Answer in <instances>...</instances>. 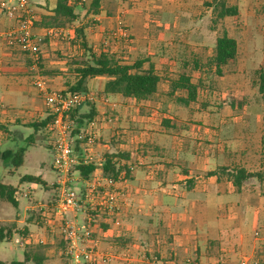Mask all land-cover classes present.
Here are the masks:
<instances>
[{
	"label": "crops",
	"instance_id": "crops-1",
	"mask_svg": "<svg viewBox=\"0 0 264 264\" xmlns=\"http://www.w3.org/2000/svg\"><path fill=\"white\" fill-rule=\"evenodd\" d=\"M119 1L102 0L99 14L86 17L80 25L77 23L82 19L65 28L69 38L61 41L47 35L48 29L37 25L35 34L41 42L38 69H35L32 57L27 52L18 46L7 45L4 35L12 28L13 21L0 11V141L9 138V133L20 132L17 126L49 131L48 109L34 84L36 77H43L48 86L56 90H67L77 80L65 59L54 61L50 52L62 50L68 56L77 49L76 54H81L83 51L79 47H71V40L74 29L89 19L95 21V25L86 29V35L89 44L97 51L102 39L107 37L105 33L116 28L119 14L124 11L132 30H129L132 39L128 40L130 46L126 45V53L135 60L144 59L145 68L152 65L162 82L157 94L140 102L105 94L109 80L106 76H98L87 82V91L93 92L95 99L78 107L76 133L93 129L97 135L96 143L88 152L79 147L77 149L81 160L89 156L90 164L95 165L88 179L93 176L106 178L102 167L108 154H120L122 157L117 159L118 165L128 171L127 175L126 171H121L118 176L123 191L122 209L110 217L102 214L99 217L101 229L94 230L93 237L99 241L100 252L111 254L110 260H99L96 264H209L215 261L212 254L217 251V246L226 256L224 251H227V247L246 249L249 243H252L253 253L243 257L241 264H264V236L252 239L249 231L251 226L259 228L257 226L264 222V195L258 192V187L263 186L264 174L261 173L259 178L247 179L238 191L228 173L237 168L256 173L240 162L232 163V159L226 156L239 153L237 151L242 149L241 136L235 144L237 140L233 131L223 138H215L214 135L205 138L198 132H190L189 125L199 118L200 91L206 87L202 78L209 75V71L195 68L194 61L199 56H195L193 43L191 40L180 42L171 30L181 25L178 20L180 15L177 14L182 10L191 11V7H158L160 16L165 15L164 19L139 22L141 28H137L133 12L128 7L123 10L124 6H119ZM71 2L76 4V12H80V3L77 0ZM56 5L57 0L31 2L38 22L43 15L51 14ZM81 13L83 15V11ZM123 49L117 45L110 52ZM198 73L200 77L196 82L194 76ZM181 75L190 76L194 84H201L195 102L178 100L187 98L184 90L172 92V82ZM16 103L21 111L14 110ZM49 147L51 149V145ZM240 152L244 154V151ZM215 157H218L217 161H214ZM220 168L224 170L219 175L209 174ZM74 176L78 179L75 185L84 189L88 179L77 172H74ZM246 186L254 189L253 196L245 193ZM2 216L4 219L1 222L9 223L5 210L0 213ZM28 220L22 231L29 235L35 227ZM226 222H233L237 227L228 230L224 228ZM5 225L15 232L18 230L17 233L20 231V227L16 229L12 224ZM45 230L40 238L46 241V232L51 230ZM255 234L258 235L257 232Z\"/></svg>",
	"mask_w": 264,
	"mask_h": 264
},
{
	"label": "rangeland",
	"instance_id": "rangeland-1",
	"mask_svg": "<svg viewBox=\"0 0 264 264\" xmlns=\"http://www.w3.org/2000/svg\"><path fill=\"white\" fill-rule=\"evenodd\" d=\"M34 1L32 0V2ZM77 3H80L81 6L84 4L88 6L91 0H77ZM222 4H225L227 7L236 6L238 14L230 17H220ZM166 5H180L182 7L189 5V8L191 7V11L188 9V11L182 10L181 13L177 14L180 15L178 20L181 22V25L171 31L174 35L176 33L180 42L191 40L193 43L192 47L196 52L195 56L198 55L202 63H205L206 57L213 53L217 38L222 36L224 32H227L229 36L237 40V56L223 69V75L218 76L208 73L209 75L202 78L205 80L206 87L200 91L198 103H201V106H198L200 112L197 113L199 118L197 122L189 125L190 132H198L201 137L205 138H212V135L216 136L215 138H223L229 135L230 132H235L237 140L235 144L238 143V138L241 136L240 147L242 149L240 150L244 151V154H241L240 150L237 151L239 152L238 154L235 153V156H233V153H231L232 155L226 154L228 159H232V163L237 161L242 165H246L253 172L259 171L264 174V90H261V76L264 75L263 0L119 1V6H124L123 10L128 7L133 12V21L135 20L134 24H136L135 27L137 28H141L139 22L142 24L144 21L153 20L157 22L163 20L165 15L162 14L160 16L157 10H159L158 7H165ZM81 6H79L78 10H81ZM119 16L116 28L109 29L105 33L104 36L107 37L102 39L100 47L110 52L112 47L119 45L124 49L118 52L114 51L112 54L132 64L135 59L129 53H126L127 50L125 49L126 45L130 43L128 40L132 39V35H130L132 31L131 25H129L124 11ZM84 20H81L77 24L80 25ZM87 22L91 26L95 25V21L92 19H89ZM189 26H193L192 29ZM137 28H135L136 31H141V29L138 30ZM117 30L126 31L128 38L115 39L113 32ZM56 38H59V41L63 39L62 36H57ZM68 42H70V39ZM40 43L37 57L27 52L32 57L35 69H38L39 55L41 53ZM71 47L75 46L72 45ZM50 53H52L54 61L65 59L68 62L77 53V49L76 51L73 50V54H70L71 56H66V52L64 53L62 50L51 51ZM199 77L200 73L194 76L196 82ZM14 107V110L17 112L22 110L17 103ZM17 128L20 132L9 133V138L0 141V153L5 150L17 153L20 149L24 148L26 151L23 164L15 166L12 159L3 160L0 158V182L16 188V198H18L19 204L18 206H14L10 202L0 200V213H4L5 210L8 213L7 218L11 221L9 223L1 222L4 219L2 216L0 217V226L6 227L7 225L5 224H12L16 229L20 227V231H22L27 224L30 213H33L37 208L43 210L41 212L43 218L39 220L41 222L38 220L36 222L35 220L33 221L35 228L29 232V235L28 233L19 235L17 233L18 230H16V232L13 231L10 240L5 239L0 241V263L23 262L25 260V251L30 250L44 258L42 264H68L69 260L65 254L66 244L62 234L58 230L59 221H57V218L55 219L53 210L59 198V191L55 184L57 173L53 168L54 156L49 147L50 133L49 131H35V128L31 126H17ZM217 159L218 157H215L214 161H217ZM26 175L41 176L46 182L47 187L33 182L22 181V178ZM74 187L80 192V196L84 201L88 199L85 197L84 189L75 184ZM247 187L245 193L253 196L254 189ZM258 192H263L262 195H264V182L262 187H258ZM25 193L28 195L25 196ZM90 204L89 200H87V203L83 202L79 207L78 216L76 217L78 224H80L81 216H85L90 209ZM26 207H29V209L25 210ZM18 214L21 216H18ZM70 218H74V215L71 214ZM18 220H23V222H18ZM48 220H54L50 224L52 227L48 225ZM246 224L253 225L250 222ZM224 226L228 230L237 227L233 222H226ZM251 227L252 229L249 231L251 232L252 236L250 237L252 239L264 236V222H262V225L257 226L259 228ZM44 229H46L45 231H51L46 232V243L39 244L37 242ZM95 229H101V222L97 223L94 227ZM256 232L258 235H254ZM27 238L31 239V243L21 246V242H25ZM251 245L252 243L246 245V249L239 248V246L227 247L228 252L224 251L226 252V256L223 255L225 253H223L220 246H217V251H213L214 254H212V258L215 261L209 264H241L243 257L253 253ZM104 254L111 255L106 252ZM29 264L36 263L30 262Z\"/></svg>",
	"mask_w": 264,
	"mask_h": 264
},
{
	"label": "built area",
	"instance_id": "built-area-1",
	"mask_svg": "<svg viewBox=\"0 0 264 264\" xmlns=\"http://www.w3.org/2000/svg\"><path fill=\"white\" fill-rule=\"evenodd\" d=\"M32 0H2L0 11L10 20L13 26L5 33L6 43L10 47L18 46L25 52L37 57L39 40L35 35L37 13L31 8ZM49 36H62L69 38L65 28H49ZM114 38L120 39L127 36L126 31L114 32ZM44 99L51 118L49 124V142L54 156L53 168L57 173L56 186L59 198L54 207V216L59 221L58 230L62 234L66 244L65 254L68 264H96L99 260L108 261L111 256L100 252L99 241L93 237L94 227L100 222L102 214L112 216L119 212L123 206L121 197L122 188L120 179L93 176L86 181L85 197L91 203L90 209L83 217L82 223L76 222L81 203H87L80 196L74 184L77 182L74 172L81 162L90 164L91 157L81 160L76 148L80 147L88 152L96 143L97 135L93 129H85L74 134L77 123L72 118L71 112L78 107L93 102L95 95L91 91L72 92L69 90L51 89L46 80L37 76L34 82ZM103 180L105 183L103 184ZM95 200L94 202H92ZM73 214L74 218H70ZM54 220H48V225ZM52 227V225H50ZM49 226V227H50ZM31 243L27 238L21 242V246ZM39 244H45V239H39Z\"/></svg>",
	"mask_w": 264,
	"mask_h": 264
},
{
	"label": "trees",
	"instance_id": "trees-1",
	"mask_svg": "<svg viewBox=\"0 0 264 264\" xmlns=\"http://www.w3.org/2000/svg\"><path fill=\"white\" fill-rule=\"evenodd\" d=\"M72 0H57V5L51 14L43 15L40 22L36 23L45 29L49 28H69L73 26L77 20H83L90 15L99 14V9L102 0H91V3L83 5L80 12H76V4L71 2ZM264 2V0H263ZM83 11V15L81 13ZM238 14V8L236 6L227 7L222 4L220 17H230ZM90 25L87 23L74 29V35L72 38V45L78 46L79 50L83 51L78 53L67 62L70 66V70L75 73L77 80L69 88V91L79 92L87 91L88 80L98 77L106 76L109 80L105 86V94L107 95H119L125 98L135 100L137 102L148 100L158 93L159 85L162 82V78L156 73L154 67L145 68V60L138 59L132 64H129L110 53L108 50L101 48L97 51L89 44L86 29ZM238 53V42L235 38L229 36L227 32H224L222 36L216 40L214 53L212 56L206 59L205 63H202L199 59L194 61L195 68L198 70H208L209 73L216 74L218 76L223 75V69L234 60ZM204 65V66H203ZM204 67V68H203ZM191 77L187 75H181L179 78L172 82V92L177 90H184L187 93V98H178L181 102H195L197 100L198 89L201 84H194L191 81ZM261 90H264V75L261 76ZM88 104V103H87ZM78 108L71 112L72 118L76 119V113ZM50 118V116H49ZM51 120V118H50ZM76 123H78L76 119ZM35 127L38 125L34 124ZM76 133V130L74 132ZM80 148V147H79ZM78 146L76 148V151ZM25 149L22 148L17 153L12 151L2 152L0 158L3 160L12 159L15 166H21L25 154ZM122 157L120 154H108L106 155L103 163V174L106 177L118 179L121 171H126L125 167L118 165L117 159ZM227 169V168H226ZM95 170L94 164H84L81 162L76 166L75 172L81 175L84 179H88ZM224 170L220 168L210 175H219V172ZM234 187L239 191L242 184L252 177H261L260 172L251 173L245 168L232 169L228 173ZM22 181H28L37 183L43 186H47L46 182L41 176L26 175L22 178ZM16 188L11 185H5L0 182V198L7 202L12 203L14 206H18L16 199ZM43 210L37 208V210L31 213L30 223L35 220L43 218L41 212ZM41 222V221H39ZM27 228V227H26ZM13 229L5 226H0V241L5 239L10 240L12 237ZM20 235L26 234V231H19ZM43 257L31 252L25 251V260L23 262L13 261L10 264H29L35 262L36 264H42ZM4 264V263H0Z\"/></svg>",
	"mask_w": 264,
	"mask_h": 264
}]
</instances>
